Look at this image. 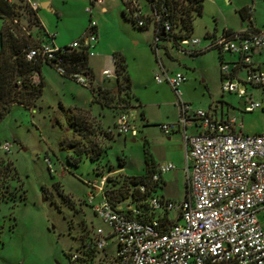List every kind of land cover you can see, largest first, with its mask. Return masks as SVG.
<instances>
[{"label": "built area", "instance_id": "1", "mask_svg": "<svg viewBox=\"0 0 264 264\" xmlns=\"http://www.w3.org/2000/svg\"><path fill=\"white\" fill-rule=\"evenodd\" d=\"M24 1L30 9L37 10V2ZM119 1L124 5L125 18L133 26L152 27L154 52L158 51L161 38L173 42L183 54L217 51L221 93L236 96L243 112L264 111V71L253 60L264 51V31L224 29L220 33H207L203 38L192 37V33L184 37L183 30L175 23L180 25L179 19L185 17L189 0H167L168 4L164 0ZM102 2L90 0L86 11L90 14L92 6ZM45 33L36 48L28 49L26 58H40L59 75L90 87L86 74L66 75L62 55L85 48L88 57L92 56L97 40L96 22L90 18L82 35L63 46L54 44V34ZM226 54L236 59L226 61L223 59ZM101 75L116 77L109 70L101 71ZM37 77L35 73L34 82ZM153 79L157 84L167 83L179 98L185 81L182 73L168 72L160 62ZM178 106L176 126L189 155L184 197L173 201L151 194L138 201H125L121 206L105 195L107 177H101L87 195L86 203L107 227V232L97 227L91 235L81 239L75 251L67 254L70 264H94L93 261L101 259L98 254L109 238L116 245L110 264H264V229L258 218L259 213H264V133L237 132L235 128L241 125L236 117L217 119L213 109L195 108L181 99ZM114 107L116 133L136 137L135 107L122 101ZM157 126L164 135L174 127L168 123ZM189 127L194 131L190 132ZM0 150L9 153V143L0 144ZM174 169L171 163L157 166L151 181L159 183L162 174ZM135 189L140 195L146 193L145 185ZM140 203L155 217L137 219ZM172 211L174 218L169 217Z\"/></svg>", "mask_w": 264, "mask_h": 264}, {"label": "rangeland", "instance_id": "2", "mask_svg": "<svg viewBox=\"0 0 264 264\" xmlns=\"http://www.w3.org/2000/svg\"><path fill=\"white\" fill-rule=\"evenodd\" d=\"M54 2L59 14L39 8L37 16L46 31L55 35V42L64 40L63 44L67 45L80 37L75 36L84 23L87 26L90 17L84 12L81 0ZM106 3L107 13L98 15L95 11L93 16L101 28L96 57L88 58L96 65L95 77L102 78L103 69L113 70L112 54L121 53L132 81L131 91L156 104L171 102L161 105L160 109L149 110L172 115L176 109L172 105L175 103L173 91L165 88L157 96L154 94L158 86L153 73L161 62L168 72H180L185 76L182 85L185 83L187 87L185 91L182 85L180 87L181 100L195 108L202 106L200 102L208 98L205 82L213 85L217 79V51L190 56L178 51L173 42L162 40L156 57L149 47L153 39L152 27L139 32L122 16L124 5L119 0H107ZM241 5L252 6L255 21L264 24V0H253V3L251 0H205L201 16L193 19L191 36L203 38L206 32L220 33L227 22L237 28L240 18L235 9ZM1 24L0 20V27ZM161 46L169 49L172 59L164 54ZM229 58L226 54V61ZM52 100V90L46 87L33 110L14 105L0 121V144L7 142L10 145L9 153L0 150V161L11 163L14 171L12 177L0 178V264H69L67 254L75 251L81 239L87 238L97 227L107 232V227L86 203L87 195L94 190L93 185L106 175L112 183L107 187L111 188L122 175L109 173V170L119 168L122 160L127 162L126 174L133 176L138 175L143 165L140 130L136 137L116 133L113 128L115 105L106 104L111 109L104 110V119L97 116V107L90 109L91 113L86 110L82 114L91 131L89 138L82 139L67 126L63 114L52 106ZM231 100L240 106L236 96ZM114 102L119 103L121 99L117 97ZM136 118L135 123L141 126ZM237 121L246 133H264V111L260 109L239 112ZM69 141L79 143L85 152H89L76 160L77 166L68 163V157L77 159L72 148L67 146ZM97 150H105L106 155L93 156L95 159L91 160L90 151ZM170 187L167 188L181 198L183 184L179 181L177 188L173 181ZM160 189L158 194L166 192L164 186ZM124 202L119 204L122 206ZM174 216L173 211L169 213L170 218ZM259 221L264 229L263 215ZM115 250L114 240L107 239L103 251L98 254L101 259L93 263L110 264Z\"/></svg>", "mask_w": 264, "mask_h": 264}, {"label": "trees", "instance_id": "3", "mask_svg": "<svg viewBox=\"0 0 264 264\" xmlns=\"http://www.w3.org/2000/svg\"><path fill=\"white\" fill-rule=\"evenodd\" d=\"M202 1L203 0H189L188 4L185 6V17L179 19L180 25L178 22L175 23V26H179L180 31L183 30L184 33L182 36L186 37L192 33L193 19L195 16H200L202 13ZM164 2L165 4H168L167 0H164ZM251 2L253 3V0H251ZM191 10L193 13H191ZM252 11V6H243L237 10V13L242 20H246L250 19ZM0 19L2 21L0 27L1 121L5 115L11 111L14 105L22 106L28 111L36 106L37 101L42 95L44 84L41 77L37 82H34L32 77L35 73L40 75L42 65L47 63L37 57L31 60L26 58L28 49L36 48L46 34L36 15V10L30 9L24 0H11L10 2L0 0ZM175 20L177 21V17H175ZM143 29L146 28L140 30ZM161 40H164V38H161ZM151 49L153 50L152 46ZM62 57L64 59V67L67 76L73 73H84L91 80L92 73L88 68V54L85 48L72 50L69 53L62 55ZM112 57L114 62V73L116 76V89L118 93L117 95L111 94L108 91L102 92L99 89V98L103 99V101L99 103L104 106L107 104L104 101L111 103L119 97L123 103L129 105L132 96L130 94V78L126 70L125 58L118 52L113 53ZM91 91L94 90L91 89ZM58 109L63 114L67 126L72 128V130L82 139L89 138V135L91 134L90 125L82 116L86 110L65 108L61 104H58ZM54 121L56 123L58 122L57 119ZM61 143L63 145V141H61ZM67 146L72 148L73 154L77 157V159L68 157V163L74 166H77V161L82 154H89V152L84 151L82 145H79V143L74 141H69ZM90 154L92 158L91 160H94L95 158L93 159V156L104 157L106 151H90ZM144 154V175L122 176L118 181L111 185V188L107 187L110 181L106 178L105 195L114 203H120L123 201L134 202L151 194L159 195L157 192L162 186L161 181L159 183L151 181V176L155 172L156 166L154 165L146 147L144 148ZM119 164L121 165V163ZM13 175L14 171L12 164L0 161V178L6 179ZM138 185H145V194L140 195L138 193L135 189ZM132 189L133 191H131ZM138 207L139 213L136 216L137 219L149 220L155 217L154 213L148 211L145 204L140 203Z\"/></svg>", "mask_w": 264, "mask_h": 264}, {"label": "crops", "instance_id": "4", "mask_svg": "<svg viewBox=\"0 0 264 264\" xmlns=\"http://www.w3.org/2000/svg\"><path fill=\"white\" fill-rule=\"evenodd\" d=\"M33 1L38 3L36 15H38L39 8H42L41 7L42 3H46V5H48L49 11H52L55 14H59V10H57L55 8L54 0H33ZM111 1H116V0H111ZM89 2H90V0H81V6L84 7L85 13L87 12L86 8L88 7L87 5ZM106 2H107V0H103L102 4L93 5L92 9H91V13L89 14L87 12L88 16L93 19L95 11L97 12L98 15L107 13L108 6H107ZM204 2H205V0L202 1V12H203V8H204ZM244 6H247V5H244ZM241 7H243V5L236 8L235 12L237 13V10ZM121 13H122V16L124 17L122 10H121ZM38 19H39V17H38ZM39 21H40V19H39ZM1 23H2V21H1ZM40 23H41V21H40ZM41 25H42L43 29L46 31V29L44 28L42 23H41ZM96 25H97V40H96V43H97L99 37L101 36V30H100L101 28L99 27L98 22H96ZM85 26H86V24L84 23L82 25L80 32H78V34L75 37L81 36L80 34L83 33ZM245 28L264 31V24H259L255 21L254 16H253V11H252L250 19L242 20L240 18V22H239L237 28H233V26L227 22V23L223 24L221 31L224 29L231 30V31H237V30H241V29H245ZM138 30H139V32H145L148 30V28L143 29V30H140V29H138ZM207 33L208 34H215L216 31L206 32V34ZM132 40L134 43H137L136 38H133ZM53 42L56 46L65 45V44H63L64 40L63 41L59 40L58 41L59 43H57V42H55V38H54ZM96 43L92 49L93 55L90 57H96V55H95V49L97 47ZM151 46H152V43L149 44L150 48H151ZM162 48H163L164 54L167 57L171 58V55L169 53V49L166 48V46H163ZM150 50L157 57L158 53L154 52L152 49H150ZM190 56H193V55H190ZM229 57H231V58H229L228 61H232V60L236 59V57L234 55L229 54ZM223 59L226 60V55L223 56ZM217 60H218V63L216 64L217 69L215 68V73H216V77H217L216 82L213 85H211V84H208L207 81L204 79V82L206 81L205 82V89L207 90L208 98H207V100L200 102V104L202 105L200 107H201V109H204V110L213 109L214 110V116L217 119H226L227 117L234 116V117H236V120H237V115L239 112H241L238 109H241L242 104L240 103V106H238L236 103H234L231 100L232 96H234V95L223 94V93H221V91H219L220 90V70H219L220 58H219L218 52H217ZM253 60L256 64H258V67L260 68V70L264 71V51H261L260 53L255 55ZM112 61H113V57H112ZM87 64H88V68L90 69V71L92 73V78L90 80V87L81 86V85L77 84L75 81H73L72 79H69L67 77L59 75L58 73H56V71L50 65L45 64V63L42 65L40 75H38L37 78L39 80V78L41 77L43 84H44L43 89H45L46 87L47 88L49 87L52 90V94L54 96V100H52V103H51L52 106H56V108L58 109V104H61L65 108H78V109H85L87 111H90V109H94L95 107H97V109H99V111L97 112V116L100 117V119H104L105 118L104 110H110L111 108L107 107L106 105L102 106L99 103V102H102L103 99L99 98L98 90L100 89L102 92L108 91L111 94L117 95L118 91L116 89V79L115 78H103V77L98 78V77H95L94 69H95L96 65L89 62V60H88ZM103 70H109L110 72H114V62H113V70H110L109 68H106ZM126 70H127V64H126ZM127 73H128V71H127ZM155 73L156 72L154 71L153 77H154ZM129 78H130V75H129ZM105 79H107L108 81H106ZM109 79H113L114 82H111ZM217 80H218L219 86L217 84ZM157 86H158V88H156L155 93H154L156 96L160 90H163L165 88L166 89L170 88L167 83H160V84H157ZM217 86H218L219 90L217 89ZM185 87H187V86L184 83L182 85V88L184 91H185ZM131 88H132V81L130 78V94L132 96V98L130 100V105L135 107V109L137 111L136 117L140 120V123H141V126H137V128H138V132L140 130L139 135L141 136V141H142V152H143L142 153V162H143V165H142V168L140 169V172L138 173L137 176L144 175V173H145L144 148L146 147L151 158H152V160H153V162H154V165L156 167L159 165H162V164L171 163L175 168L173 171L166 172V173L161 175V178H160L161 185L164 186V189L166 192L164 194H159V195L162 196L163 198L170 199L173 201L181 200L184 197V195L186 193V189H187V183H186V178H185V167L189 161L188 149H187V147L183 141L180 129L176 126V121H177L178 114H179L178 101L181 99L182 92L180 91L179 98L174 94L175 95V97H174L175 103L172 104L173 107L176 108V109H174V113L172 115H162V114L152 113L149 109H151V108L160 109L161 105L171 104V102L162 103V104L161 103L156 104L155 102H149L147 100H144L145 98H143L140 94L132 92ZM91 89L94 91H91ZM170 90H171V88H170ZM42 94H43V91H42ZM104 102L107 104L115 105L114 100L111 103L108 101H104ZM31 110H33V108ZM90 113H91V111H90ZM113 116H114V114L112 115V119L114 118ZM160 123H168V124L174 125V127L170 131L169 134L164 135L157 126ZM239 124L242 127V124L241 123H239ZM241 127L240 128L236 127L235 130L237 132L240 131V132L246 133V132L241 130ZM189 131L193 132L194 128L189 127ZM132 141H134V139H132ZM126 168H127V162L125 160L124 161L122 160L121 165H119V168H111L110 170L109 169L108 170H109V173H116V174H120L122 176H133L132 174H126V171H125ZM173 181H174V184H176L177 188L179 186V181L183 184V192H182L181 198H179L177 194H174L172 189L167 188V187H170L171 184H173ZM261 215L264 216V213L263 212L259 213L258 218Z\"/></svg>", "mask_w": 264, "mask_h": 264}, {"label": "water", "instance_id": "5", "mask_svg": "<svg viewBox=\"0 0 264 264\" xmlns=\"http://www.w3.org/2000/svg\"><path fill=\"white\" fill-rule=\"evenodd\" d=\"M41 7H42V8H45V9H49V7H48V5H46V3H42V4H41Z\"/></svg>", "mask_w": 264, "mask_h": 264}]
</instances>
